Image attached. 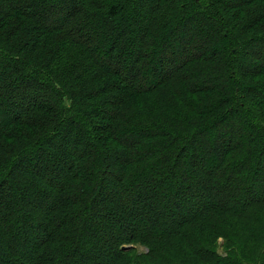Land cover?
I'll return each mask as SVG.
<instances>
[{
  "label": "trees",
  "instance_id": "1",
  "mask_svg": "<svg viewBox=\"0 0 264 264\" xmlns=\"http://www.w3.org/2000/svg\"><path fill=\"white\" fill-rule=\"evenodd\" d=\"M263 164L264 0H0L4 264H264Z\"/></svg>",
  "mask_w": 264,
  "mask_h": 264
},
{
  "label": "rangeland",
  "instance_id": "2",
  "mask_svg": "<svg viewBox=\"0 0 264 264\" xmlns=\"http://www.w3.org/2000/svg\"><path fill=\"white\" fill-rule=\"evenodd\" d=\"M50 17H52V16H49V18ZM54 22H57V21H55L54 17H53V18L49 19L48 24L49 23H53L54 24ZM196 41H197V39H196ZM195 45L196 46L194 48L192 47L191 49H189L187 51V53L195 52L196 49H197V46H198V49H199L198 51L202 50L200 45H199V43H195ZM174 58H175V61L178 60V59L180 60L182 58V54H180V53L179 54H174ZM125 61L122 63V69H124V70L127 69V63ZM258 62H259V60H257V59L254 60V61H251L249 66L251 67L253 64H257ZM223 128H224L223 130H225L224 131V136H223L222 140H220V141H216L215 139L213 140L214 141V147H211V144H210L212 138L211 139L210 138H206L205 139L206 142L208 143L206 145V148L208 149V151H210V150L212 151V149L214 150L215 148H219L223 144H226L229 141V138L232 135L234 137V132L235 131H237L236 133H238L237 137H234L235 141H241L242 138L244 139V137H246L248 135V130L246 129L245 126H243L242 128L239 129L234 124H233L232 127H230L229 124H225L223 126ZM209 156L210 155H206L205 161L208 159ZM62 157H58V160H57L56 163H60V162L62 163L63 160H64ZM184 162L187 163V164H184V166H183V169L185 171H187V170L192 171L194 169L192 162H190V161H188V162L184 161ZM261 166L262 167L258 170V172L256 174L257 175L256 177H258V179L261 178L262 176H264V164L261 165ZM25 167H26L25 164H23V165L20 166V169L23 170ZM204 167L205 168L207 167V162H204ZM44 175L46 176V178L51 177L53 179L52 183H53L54 187H57L60 184V181H61V175L60 174H56V173L50 174V173L46 172ZM261 185H262V182H260V181L256 184V187H254V189L252 191L253 193L251 194L253 197L260 196V193L262 194V189H261L262 186ZM112 187H113L112 184L108 183L107 190L103 193V197H108L107 194H109L112 191ZM192 190L194 191V188H192ZM181 192H184V191L182 190ZM199 193H202V192L200 191ZM34 195H35V191H32V192H30V195L28 196V205H31V204L35 203V204H37V209H38L36 218L34 219V222H33V225L34 226L37 225V227L36 226L35 227H28V230L30 232V235H29L30 236V239H29L30 244H31L32 241L35 242V241H38L40 239V237L38 235L41 234L40 225L43 222L42 221L43 219H40V216H42V218L46 216L45 215L46 211H47L49 205L52 203V200H53V195L52 194L51 195H42L41 197H39L37 199H36V197ZM207 198L208 197H206V194L203 192L202 198L201 197L198 198L197 200H200V201H198L197 203L198 204L201 203V202L205 203ZM115 199H116L117 203H120V204H122L124 206H128L129 210L134 209L137 206V203L132 202V201H131V203L127 202V201H122V200H120L118 198V196H116ZM149 202H150L149 200L144 199L141 204H143V203L147 204ZM195 207H197V206L194 205L192 207V209L195 208ZM133 213H135V212H133ZM96 220L98 221V226H97V230L93 232V234H94L93 236L104 235L105 234V231L103 230L104 229V225H108L107 222H108L109 219L105 218V216H103V215H99L98 214L96 216ZM172 223H173V219L165 218V219L162 220V223L160 225H162L163 227L164 226L165 227H169V226L172 225ZM17 235H18V229H14V230H12L11 234L7 233V232L4 233L3 234V238L4 239L5 238H9L10 236H14V238H15ZM15 240L16 241L11 245L12 247L15 248V252H16L15 253V257H18V258L21 257V259L23 261V264H30L32 262V248H31L32 244L31 245H27L24 248V246H22L23 244H21V240L20 239H16L15 238ZM220 242H221V240H220ZM122 248H126L124 250H127L129 247L127 248V246H123ZM141 250L142 249L140 248V251ZM94 251H95V249H92V253H94ZM221 251L222 250L219 249V252H221ZM6 254L7 253H5L4 249H2V244L0 243V264H4V262L8 259Z\"/></svg>",
  "mask_w": 264,
  "mask_h": 264
},
{
  "label": "water",
  "instance_id": "3",
  "mask_svg": "<svg viewBox=\"0 0 264 264\" xmlns=\"http://www.w3.org/2000/svg\"><path fill=\"white\" fill-rule=\"evenodd\" d=\"M128 248V247H127ZM123 249H126V248H123Z\"/></svg>",
  "mask_w": 264,
  "mask_h": 264
}]
</instances>
